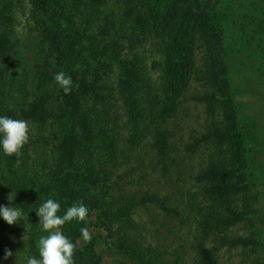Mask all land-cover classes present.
<instances>
[{
	"label": "trees",
	"instance_id": "1",
	"mask_svg": "<svg viewBox=\"0 0 264 264\" xmlns=\"http://www.w3.org/2000/svg\"><path fill=\"white\" fill-rule=\"evenodd\" d=\"M106 1L122 5L125 20L134 23L137 29V34L133 38L130 36V42L150 46L149 52L154 59L148 61L140 52L133 54L131 59L121 58L125 49L113 38L117 32L116 20L114 15L104 12ZM200 1L29 0V28L37 33L30 64L14 33V4L12 0H0V115L24 119L29 125L49 129L53 103L59 100L72 125L60 135L53 159L40 152L31 166L36 144L31 142L19 155L0 152V205L23 209L24 216L16 227L39 229L35 211L51 198L60 202V215L73 203L83 202L89 208L87 217L105 218L128 230L134 229L137 205L130 201H107L102 190L89 193V188L97 185V179L90 148L93 141L91 119L88 113H82L81 107L98 90L97 83L110 62L119 68L118 91L131 124L134 145L150 135H154L160 145H166L159 133V124L175 117L185 100L190 77L196 75L205 91L191 100L202 103L210 116L217 107L223 112L222 128L210 119L202 141L212 143L214 148H224L228 160L248 168L238 151L239 145L263 146V143L252 130L240 124L235 111L223 57V21L216 7L217 0L203 4ZM195 46L202 50L197 67L193 60L187 61ZM60 71L70 75L76 85L69 95L62 89H55L58 85L54 77ZM248 169L253 170L250 166ZM196 179L205 185L211 182L203 191L206 200L211 202L228 192V187H234V193H240L236 198L244 210L240 215L231 208L224 209L232 215L227 217L217 212L214 216L207 208L197 207L193 223L196 234L203 238L220 234L223 229L240 222L238 219L242 216L246 218L243 223H251L248 216L254 211L248 202L254 181L250 183L245 176L239 179L236 171H228L220 158L215 164L209 163L199 170ZM231 179L238 181L230 185ZM187 218L188 215L185 216L188 221ZM5 223L0 219V229ZM79 228L69 223L62 228L66 236L76 239L74 242L80 238L84 244L82 250L74 253V264H95L91 258L93 237L90 235V240H84ZM134 242L130 240L124 252L136 250L139 245ZM261 242L264 243V238ZM5 249L0 244V259ZM198 251L202 264H216L202 246ZM9 262L11 257L3 264Z\"/></svg>",
	"mask_w": 264,
	"mask_h": 264
},
{
	"label": "rangeland",
	"instance_id": "2",
	"mask_svg": "<svg viewBox=\"0 0 264 264\" xmlns=\"http://www.w3.org/2000/svg\"><path fill=\"white\" fill-rule=\"evenodd\" d=\"M12 2L14 33L31 64L37 33L29 28V0ZM216 7L223 21V57L235 111L240 124L252 130L263 143V146L239 145L238 151L244 156L241 158L247 163L245 166L253 170L250 172L240 163L228 160L224 148H214L212 143L202 141L210 119L222 128L223 112L217 107L210 116L202 103L191 100L205 91L196 75H191L185 100L175 117L159 124V133L166 145H160L154 135L134 145L131 124L118 91L119 68L114 62L108 63L109 68L97 83L98 90L81 107L82 113H88L91 119L93 141L90 148L97 179V185L90 187L89 193L102 190L107 201H130L137 208L133 216L134 229L130 230L105 218L87 217L83 222L73 220L69 223L73 228L80 227L78 231L87 228L93 237L91 258L95 264H202L199 246L216 264H264V243L261 242L264 238V0H217ZM104 12L115 16L117 32L113 38L125 49L121 58L131 59L133 54L140 52L148 61L154 59L149 52L150 46L130 42V36L133 38L137 29L134 23L125 20L119 2L106 1ZM201 55L202 50L195 46L187 61L193 60L197 67ZM55 89L60 88L55 86ZM58 101L53 103L51 130L29 125V142L36 143L31 166L40 152L53 159L60 135L72 126ZM219 158L228 171H236L239 179L245 176L250 183L254 181L248 202L254 212L248 216L252 219L250 224L243 223L246 218L242 216L238 219L240 222L223 229L222 233L203 238L193 228L197 207L207 208L214 216L217 212V215L232 217L224 212L230 208L240 215L244 213L236 198L240 193L236 195L234 187H228L238 181L236 179L228 182V192L220 199L215 198V202L204 197L203 191L211 182L205 185L198 181L197 173ZM42 235L47 233L40 225L33 231L28 226L22 230L5 223L0 229V244L13 252L8 264H27L29 256L39 258L37 242ZM70 239L76 243V250H82L84 244L80 238L77 242ZM130 240L139 246L132 252H124Z\"/></svg>",
	"mask_w": 264,
	"mask_h": 264
},
{
	"label": "clouds",
	"instance_id": "3",
	"mask_svg": "<svg viewBox=\"0 0 264 264\" xmlns=\"http://www.w3.org/2000/svg\"><path fill=\"white\" fill-rule=\"evenodd\" d=\"M54 80L65 95L71 94L76 87L72 77L63 71L57 72ZM29 141L30 126L27 120L0 115V152L8 156L19 155ZM60 210V202L49 198L35 211L39 217L38 224L47 235H42L37 242L39 258L29 256L27 264H74L76 245L63 233L62 228L73 220L85 221L89 208L83 202H77L68 207L62 215L58 214ZM23 216L24 212L20 207L0 205V219L10 226L19 224ZM80 233L84 240L91 239L87 228H81ZM12 256L13 252L5 249L0 264Z\"/></svg>",
	"mask_w": 264,
	"mask_h": 264
}]
</instances>
